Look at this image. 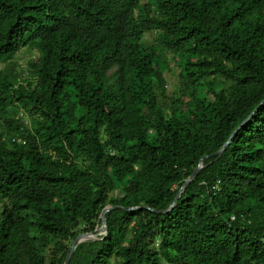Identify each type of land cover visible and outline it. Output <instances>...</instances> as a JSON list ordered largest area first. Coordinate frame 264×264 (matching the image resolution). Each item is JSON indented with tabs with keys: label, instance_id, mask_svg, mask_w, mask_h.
Instances as JSON below:
<instances>
[{
	"label": "trees",
	"instance_id": "obj_1",
	"mask_svg": "<svg viewBox=\"0 0 264 264\" xmlns=\"http://www.w3.org/2000/svg\"><path fill=\"white\" fill-rule=\"evenodd\" d=\"M263 100L264 0H0V264H264Z\"/></svg>",
	"mask_w": 264,
	"mask_h": 264
},
{
	"label": "water",
	"instance_id": "obj_2",
	"mask_svg": "<svg viewBox=\"0 0 264 264\" xmlns=\"http://www.w3.org/2000/svg\"><path fill=\"white\" fill-rule=\"evenodd\" d=\"M264 105V100L261 102V104L256 108V110L251 114V116H249V118L247 120H245L230 136V138L228 139V141L225 143V145L216 153H214L212 156H218L221 155L223 153V151L228 147V145L230 144V142L232 141V139L234 138V136L243 128V126L251 119V117L258 111V109ZM208 158V157H206ZM203 168L202 166V160L200 161L199 165L196 167V169L194 170L193 174L186 180L184 186L180 189V191L178 192L173 204L170 206V209H172L176 202L178 197L180 196V194L182 193L183 189H185V187L195 178V176L201 171V169ZM113 209H122V207H118V208H113L111 206H108L106 208L103 209V211L100 214V220H101V227H99L98 229H96L93 233H87V234H81L77 237V239L74 241V243L71 246V249L65 259L64 264H68L72 255L74 254L75 250L77 249V247L86 242L87 240H96L98 236H106V232H107V223L105 220V215L106 213H108L109 211L113 210ZM144 209H148V208H144ZM149 210V209H148ZM167 210V211H168ZM126 211L131 212V211H135V209H126ZM164 213V212H163Z\"/></svg>",
	"mask_w": 264,
	"mask_h": 264
},
{
	"label": "rangeland",
	"instance_id": "obj_3",
	"mask_svg": "<svg viewBox=\"0 0 264 264\" xmlns=\"http://www.w3.org/2000/svg\"><path fill=\"white\" fill-rule=\"evenodd\" d=\"M27 56H28V53H27L26 50L23 51V52H21V53L19 54V56H18V60H20L19 62H20L21 65H24V64H25V61L28 59ZM170 66H171V76H172V81H173V83L175 84L174 86H177V85H176V82H177V75H173V74L177 73V71H176L177 68H176L173 64H171ZM174 86H173L172 84L169 85L168 88H167V92L170 93Z\"/></svg>",
	"mask_w": 264,
	"mask_h": 264
},
{
	"label": "clouds",
	"instance_id": "obj_4",
	"mask_svg": "<svg viewBox=\"0 0 264 264\" xmlns=\"http://www.w3.org/2000/svg\"><path fill=\"white\" fill-rule=\"evenodd\" d=\"M20 113H23V117L22 118H19V115H18V118L21 119L23 121L24 125L27 126L28 125V121H27L28 119H27L26 115L22 111Z\"/></svg>",
	"mask_w": 264,
	"mask_h": 264
},
{
	"label": "built area",
	"instance_id": "obj_5",
	"mask_svg": "<svg viewBox=\"0 0 264 264\" xmlns=\"http://www.w3.org/2000/svg\"><path fill=\"white\" fill-rule=\"evenodd\" d=\"M23 117V113H20L19 114V118H22ZM17 141L18 143H24L23 141H21L20 139H12V142H15Z\"/></svg>",
	"mask_w": 264,
	"mask_h": 264
}]
</instances>
